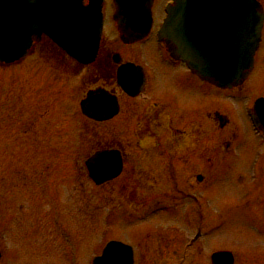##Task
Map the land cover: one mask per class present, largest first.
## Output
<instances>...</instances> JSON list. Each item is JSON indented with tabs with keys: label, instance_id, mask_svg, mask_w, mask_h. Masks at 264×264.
<instances>
[{
	"label": "rangeland",
	"instance_id": "1",
	"mask_svg": "<svg viewBox=\"0 0 264 264\" xmlns=\"http://www.w3.org/2000/svg\"><path fill=\"white\" fill-rule=\"evenodd\" d=\"M135 56L152 63L146 53ZM77 74L79 68L64 55L45 48L17 66L0 67V264H92L108 241L138 243L137 233L157 253L161 243L166 250L158 255L147 250L136 264H211V253L221 248L233 251L236 264H264V208L243 205L249 190L241 176H234L242 154L227 159L216 175L209 195L211 232L194 244L196 229L188 210L194 199L186 196L178 213L148 211V217L137 219L115 192L126 180L95 185L84 160L98 132L82 129L84 78ZM232 95L233 116L244 125L246 97ZM215 100L230 108L219 92ZM259 188L264 191V183ZM182 214L183 225L178 224ZM157 225L155 236L147 238ZM179 228L186 236L181 254L173 251Z\"/></svg>",
	"mask_w": 264,
	"mask_h": 264
},
{
	"label": "flooded vegetation",
	"instance_id": "2",
	"mask_svg": "<svg viewBox=\"0 0 264 264\" xmlns=\"http://www.w3.org/2000/svg\"><path fill=\"white\" fill-rule=\"evenodd\" d=\"M169 1L154 0L149 34L142 41L125 43V37L114 21L115 6L111 0H106L103 35L95 60L89 64L70 61L79 68L78 76L84 78L82 99L103 96L99 103L102 111L110 105L113 109L117 106V113L109 119L94 120L83 116L82 129L98 132L85 160L100 152H118L122 170L114 181L123 179L127 182L115 192L119 200L122 198L131 211L136 212L137 219L147 217L153 211L178 213L183 210L188 196L194 199L188 210L193 214L195 228L208 233L214 222L210 219L213 213L209 195L221 166L234 155L242 154L237 163L240 169L237 168L234 176H241L249 190L245 205L253 210L264 208V191L259 188L264 183V130L255 129L248 114L249 110L254 113L258 100L264 98V76H260L264 74V55L260 56L264 29L255 66L249 76L238 87L220 89L192 73L184 63L173 60L159 43L157 34ZM260 2L264 7V0ZM111 32L115 37L109 38ZM42 47L58 48L53 43L43 44L41 39L36 48ZM144 53L149 55L152 63L145 64L135 58ZM128 63L135 64L139 70L121 71ZM217 92L229 101L231 111L216 103ZM236 93L241 98L246 97L244 116L240 115L244 125L238 124L233 116L229 99ZM89 101L86 106L90 105ZM40 142L37 139L35 147H39ZM110 182L102 183L100 187ZM183 218V214L178 217V224H184ZM160 220L156 217V224ZM157 228L158 225L147 233V238L150 234L155 236ZM176 231L181 232L180 228ZM184 233L175 236L177 242L173 251L178 254L184 251ZM136 236L141 238L139 242L130 243L135 259L147 250H154L156 255L166 250L161 243L157 253L148 239L139 233Z\"/></svg>",
	"mask_w": 264,
	"mask_h": 264
},
{
	"label": "water",
	"instance_id": "3",
	"mask_svg": "<svg viewBox=\"0 0 264 264\" xmlns=\"http://www.w3.org/2000/svg\"><path fill=\"white\" fill-rule=\"evenodd\" d=\"M0 0V63L20 61L33 39L48 34L81 62L94 59L101 34L102 0ZM152 0H117L121 25L134 28L128 39H141L150 27ZM264 15L256 0H176L162 32L175 58L202 78L221 87L239 84L252 67ZM25 42H27L25 44ZM94 116L97 109L94 108ZM113 163V162H112ZM116 159L108 172L115 176ZM100 166L91 177L100 182ZM219 264H234L231 252L213 255ZM93 264H134L133 251L119 241L107 244Z\"/></svg>",
	"mask_w": 264,
	"mask_h": 264
}]
</instances>
